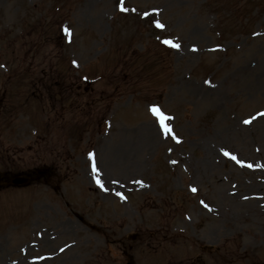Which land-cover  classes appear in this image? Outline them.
I'll use <instances>...</instances> for the list:
<instances>
[{
  "label": "rangeland",
  "instance_id": "374dc122",
  "mask_svg": "<svg viewBox=\"0 0 264 264\" xmlns=\"http://www.w3.org/2000/svg\"><path fill=\"white\" fill-rule=\"evenodd\" d=\"M46 166L0 264H264V0H0V172Z\"/></svg>",
  "mask_w": 264,
  "mask_h": 264
},
{
  "label": "snow or ice",
  "instance_id": "6c2138e0",
  "mask_svg": "<svg viewBox=\"0 0 264 264\" xmlns=\"http://www.w3.org/2000/svg\"><path fill=\"white\" fill-rule=\"evenodd\" d=\"M121 10H123V11H128L127 8H124V7H123V3H122V2H121ZM133 10H134V9H133ZM157 27L163 28L164 25L161 24V23H159V22H157ZM164 43H166V44H170L171 46L176 47V48L179 47L178 44H174L172 41H168V40H166V41H164ZM151 110H152L153 113L158 117L159 123H160V125H161V127H162L164 133H165L166 135H167V134H173V133H172V129H171V128L165 123V121L168 120V119H170V117L166 116L165 113H164L159 107L154 106ZM246 123H248V121H246ZM225 155H230V154L227 153V152H225ZM232 159L235 160L236 157H235V156H232ZM248 167H252V165H248ZM192 190H193V191H196L195 188H193Z\"/></svg>",
  "mask_w": 264,
  "mask_h": 264
},
{
  "label": "water",
  "instance_id": "95a60500",
  "mask_svg": "<svg viewBox=\"0 0 264 264\" xmlns=\"http://www.w3.org/2000/svg\"><path fill=\"white\" fill-rule=\"evenodd\" d=\"M46 172H48V170H46ZM1 180H2V174H0V184H1ZM29 177H22V176H17L13 179L14 184L16 185H21V184H26L29 182Z\"/></svg>",
  "mask_w": 264,
  "mask_h": 264
},
{
  "label": "bare ground",
  "instance_id": "6f19581e",
  "mask_svg": "<svg viewBox=\"0 0 264 264\" xmlns=\"http://www.w3.org/2000/svg\"><path fill=\"white\" fill-rule=\"evenodd\" d=\"M149 144H151V141L147 142V146ZM128 150H129L130 153L132 152V148L131 147L128 148V144H125V145L122 146L121 153L124 152V151H128Z\"/></svg>",
  "mask_w": 264,
  "mask_h": 264
}]
</instances>
